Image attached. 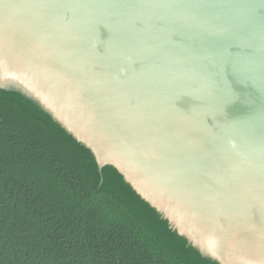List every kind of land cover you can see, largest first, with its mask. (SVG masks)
Listing matches in <instances>:
<instances>
[{
	"label": "water",
	"instance_id": "obj_1",
	"mask_svg": "<svg viewBox=\"0 0 264 264\" xmlns=\"http://www.w3.org/2000/svg\"><path fill=\"white\" fill-rule=\"evenodd\" d=\"M0 89L203 256L264 264V0H0Z\"/></svg>",
	"mask_w": 264,
	"mask_h": 264
},
{
	"label": "trees",
	"instance_id": "obj_2",
	"mask_svg": "<svg viewBox=\"0 0 264 264\" xmlns=\"http://www.w3.org/2000/svg\"><path fill=\"white\" fill-rule=\"evenodd\" d=\"M0 264H219L36 102L0 89Z\"/></svg>",
	"mask_w": 264,
	"mask_h": 264
}]
</instances>
